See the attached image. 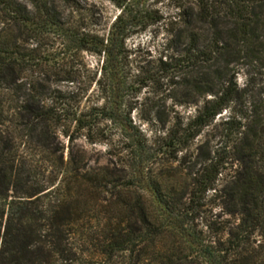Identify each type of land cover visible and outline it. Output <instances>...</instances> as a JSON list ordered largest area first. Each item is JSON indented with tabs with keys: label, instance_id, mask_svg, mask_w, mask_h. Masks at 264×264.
Listing matches in <instances>:
<instances>
[{
	"label": "trees",
	"instance_id": "1",
	"mask_svg": "<svg viewBox=\"0 0 264 264\" xmlns=\"http://www.w3.org/2000/svg\"><path fill=\"white\" fill-rule=\"evenodd\" d=\"M108 1L100 33L87 0H0V264H264V0ZM153 26L152 70L127 40ZM223 112L229 139L200 159ZM113 134L120 160L89 165L75 141Z\"/></svg>",
	"mask_w": 264,
	"mask_h": 264
},
{
	"label": "rangeland",
	"instance_id": "2",
	"mask_svg": "<svg viewBox=\"0 0 264 264\" xmlns=\"http://www.w3.org/2000/svg\"><path fill=\"white\" fill-rule=\"evenodd\" d=\"M88 4L93 3L95 8L92 9V12L96 16L95 23L93 24L94 29L103 33L107 31L113 22L114 18L118 15L119 9H117L112 2L108 0H87ZM162 3L166 4L167 0H159ZM127 44L129 47L139 48L140 52L138 53L139 58L141 60V64L150 69H154L158 66V60L162 58L163 54V32L156 26L150 27L146 31L136 34L127 40ZM38 46L40 51L42 52L41 56L46 58L48 55L54 53V50L58 47V44L54 42L52 39L41 41L39 43H33L30 47ZM163 60L165 58L163 57ZM97 63V59L89 55L85 52H82L79 57L75 58V62L71 64V66L75 68H84L86 70L93 69ZM245 81V76L239 75L238 83L239 85H243ZM93 88V87H92ZM151 100H159L167 95V91H165L164 87L159 85L154 86L153 88H145L141 91L138 96L140 98L148 96ZM168 105L171 103L169 100L167 101ZM181 112L185 116H190L194 113V107H178ZM137 112H133L131 114V118L138 123L139 116ZM229 112H223L220 117H218L212 127L205 130L204 133L198 137L192 144L191 150L198 149L201 146V149L195 151V153L199 154L200 159H203L207 156H216L218 153H221V149L225 146L229 138H226L222 133V125L221 122L225 120L228 116ZM107 124H101L100 128L103 131H108L109 128ZM142 128L147 130V125L143 124ZM114 133V130L111 131ZM66 144V139H62ZM78 147L83 148L85 151V159L89 165L94 168H100L103 166H108L109 169H112L113 164L120 160L123 152L122 145L118 143V138L113 134L112 139L109 143H99L95 145H88L83 138H79L76 141ZM66 153V151H65ZM226 169L224 170V174H231V166L230 163L225 164ZM211 194H209V197ZM201 216L208 218L212 214L216 213L218 209L215 207V203L213 200H210L206 206H204L201 210Z\"/></svg>",
	"mask_w": 264,
	"mask_h": 264
}]
</instances>
